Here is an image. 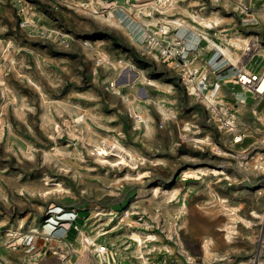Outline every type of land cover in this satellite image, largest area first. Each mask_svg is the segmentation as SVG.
<instances>
[{"label":"rangeland","instance_id":"obj_1","mask_svg":"<svg viewBox=\"0 0 264 264\" xmlns=\"http://www.w3.org/2000/svg\"><path fill=\"white\" fill-rule=\"evenodd\" d=\"M152 2L0 0V264H95L78 239L59 257L45 241L47 222L71 212L88 216L82 234L112 245L119 264L264 263L263 103L247 96L245 137L233 144L180 70L144 51L138 10ZM171 3L156 20L195 18L236 55L229 64L199 40L213 71L236 66L251 42L262 65L264 0ZM108 11L120 26L102 19ZM115 142L127 165L97 159L98 147L116 154ZM46 182L62 190L44 194Z\"/></svg>","mask_w":264,"mask_h":264},{"label":"built area","instance_id":"obj_2","mask_svg":"<svg viewBox=\"0 0 264 264\" xmlns=\"http://www.w3.org/2000/svg\"><path fill=\"white\" fill-rule=\"evenodd\" d=\"M144 7V8H143ZM172 7L171 0H153L149 5H141L139 13L145 12L144 17L147 22L141 25L144 34L143 49L146 53L153 55L157 61L169 65L180 70L182 73L181 79L186 89L189 85L195 86L197 95L206 102V107L210 113L212 120L216 122L218 128L231 137L233 144L241 143L245 137L243 127L237 118V111L228 109L225 105L217 101L210 103L205 96V92L209 88H219L217 81H214L215 75L219 72L213 71L211 62H205L203 67L194 69L193 63L199 59L201 48H198V41L201 36L195 33L197 41L180 36L177 30L183 27L180 25L162 24L155 17L165 14ZM156 21L153 23L152 21ZM166 26V29L164 27ZM192 45V47H190ZM257 45L254 42L249 43L237 66L228 65L223 69L232 67L233 84L239 86L253 100L263 103L264 111V58L263 63L257 68ZM208 63V64H207ZM240 65V67H238ZM221 69V71H223ZM201 75V82H193L192 78L195 74ZM209 89V90H208ZM79 212H71V216L67 220L54 218V223L50 221L47 224L52 227L51 235H47L45 241L51 245V253L53 256H58L61 251L64 255H73L75 251L71 243L78 239L82 244V251L87 254L88 258H93L95 264H119L116 260V251L113 246L106 242L98 241V236L95 238L87 237L82 234L83 221L87 217H83L81 222L78 221ZM129 217L128 212L124 213L123 218ZM52 219V218H51ZM141 220V217L139 218ZM67 222L68 227L63 228L60 235L53 234L57 227H61V223ZM106 233V232H105ZM99 234V236L105 234Z\"/></svg>","mask_w":264,"mask_h":264},{"label":"bare ground","instance_id":"obj_3","mask_svg":"<svg viewBox=\"0 0 264 264\" xmlns=\"http://www.w3.org/2000/svg\"><path fill=\"white\" fill-rule=\"evenodd\" d=\"M100 16H101V14H100ZM195 16V15H194ZM102 17V19L103 20H105V21H107L108 23H110L111 25H116V26H120V22L118 21V19L115 17V15H114V13L112 12V11H108L106 14H104V15H102L101 16ZM196 18H201V19H203L202 17H200V16H196ZM191 19H192V22H194L195 23V25H192V24H190V23H187L185 20H183V19H181V18H179V17H176V18H173V19H168V18H163V19H160L159 20V23H162V24H171V25H173V26H175V25H180V24H186L187 26H190L191 28H193V26H199V24H198V22L196 21V19L195 18H192L191 17ZM206 24V26H205V28L207 27V26H211V25H208L207 23H205ZM208 28V27H207ZM164 29H166V26L164 27ZM194 29V28H193ZM198 34H200V36H201V38H202V40H204L206 43H210L211 45H213L214 47H216L219 51H220V54H221V56H223V58L226 60V62H229V64L230 63H235V58H236V55L235 54H233L231 51H230V49H228V48H224V47H221L220 45H218V44H216L214 41H212L211 39H209L208 37H207V35H208V33H206V32H204L203 34H201L200 32H198L196 29H194ZM206 38H205V37ZM243 61V60H242ZM236 66L238 65V64H235ZM238 67H240V65L238 66ZM201 75H202V73H200L199 75H197V74H195L194 76H193V78H192V81L193 82H201ZM132 77H130V76H127V80L128 81H132ZM126 80V79H125ZM127 80H126V82H127ZM127 84H128V82H127ZM131 84V83H130ZM119 85V84H118ZM188 92H189V94H191V95H197V92H196V89H195V86H193L192 84L191 85H189L188 86ZM211 91H209V92H207V93H205V96H206V98L209 100V102L210 103H212V102H214V99H213V95H212V93H210ZM259 101V100H258ZM115 148H116V154H109V152L108 151H106V149L105 148H103V147H98L96 150H97V154H96V157H97V159H101V160H106V157H108V156H113V157H116V158H118V161H116V164H124V165H127V161L125 160V158H124V156H122L120 153H119V151H122L123 149H122V147L117 143V142H115L114 143V145H113ZM124 152H125V150H123ZM128 156H129V158H130V160H132L133 159V157L131 156V155H129L128 154ZM117 160V159H116ZM205 171V170H204ZM214 171H216L215 169H214ZM216 173V172H215ZM187 175H189V176H191V175H195V173L194 174H192V172H189V173H187ZM197 175V174H196ZM45 186H47V187H49L50 189H47V190H45L44 191V194H48V193H50L51 191V187H55L54 188V191H58V192H60L61 190H62V188H61V186L59 185V184H57V183H51V182H46L45 183ZM157 190V189H156ZM156 190H154V191H152V193H154V194H156L157 195V191ZM181 209H183V208H181ZM234 211V210H233ZM232 211V212H233ZM234 213V212H233ZM83 212H80L77 216H78V221L79 222H81V219L84 217L83 216ZM226 230H227V232H228V234L230 233L229 231H231L232 229L230 228V227H226ZM209 243H210V241H208V240H206V241H204L203 242V245H202V249H203V252H204V254H207V253H209L210 252V249H209ZM85 251H81L80 253L82 254V255H84L82 258H84V257H87V254L86 253H84ZM142 259H144L143 258V256H140ZM86 259H84V261H85ZM80 262V261H79ZM261 264H264V263H261Z\"/></svg>","mask_w":264,"mask_h":264},{"label":"crops","instance_id":"obj_4","mask_svg":"<svg viewBox=\"0 0 264 264\" xmlns=\"http://www.w3.org/2000/svg\"><path fill=\"white\" fill-rule=\"evenodd\" d=\"M179 32L182 33L183 37H186V38L190 39L191 41H197L195 33L193 31H191L190 29H188L186 27H181L177 30V33H179ZM190 47H192V45H190ZM201 55H202V57L199 54V59L197 61H199L200 63H202L203 60L207 61L208 63L211 62L210 60L212 58L205 57L204 54H202V53H201ZM225 70L226 69H223V71H220V73L221 72L222 73L214 79V81L217 80V83L220 85L219 88H214L210 91H212L213 99H215V101L225 105L230 110L237 111V114H241L242 111L244 110V108L246 107L245 102H246V98L248 95L246 93H244V91H242V89L239 86L233 84L230 80L228 83L225 82V80L228 79V76H226V75L228 73L232 74L231 70H230V72H227V71L225 72ZM229 94H230V96H229ZM250 99H252V98H250ZM230 100L233 102L232 107L229 106Z\"/></svg>","mask_w":264,"mask_h":264}]
</instances>
